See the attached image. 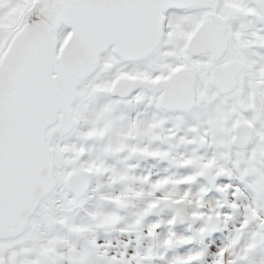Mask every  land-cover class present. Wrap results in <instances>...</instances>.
Masks as SVG:
<instances>
[{"label": "snow or ice", "instance_id": "6c2138e0", "mask_svg": "<svg viewBox=\"0 0 264 264\" xmlns=\"http://www.w3.org/2000/svg\"><path fill=\"white\" fill-rule=\"evenodd\" d=\"M0 264H264V0H0Z\"/></svg>", "mask_w": 264, "mask_h": 264}]
</instances>
